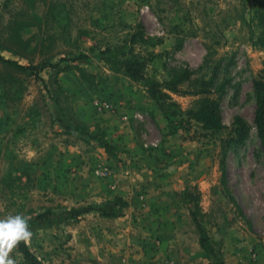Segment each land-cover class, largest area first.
Here are the masks:
<instances>
[{"label":"rangeland","instance_id":"obj_1","mask_svg":"<svg viewBox=\"0 0 264 264\" xmlns=\"http://www.w3.org/2000/svg\"><path fill=\"white\" fill-rule=\"evenodd\" d=\"M0 55L42 67L0 60V219L30 218L42 264H264V0H0Z\"/></svg>","mask_w":264,"mask_h":264},{"label":"trees","instance_id":"obj_2","mask_svg":"<svg viewBox=\"0 0 264 264\" xmlns=\"http://www.w3.org/2000/svg\"><path fill=\"white\" fill-rule=\"evenodd\" d=\"M81 58H85V55H79L76 57V59H81ZM0 60L7 64L14 65L22 70L29 71L37 76L42 68L39 65H20L16 61L5 59L1 55H0ZM123 66L125 68L126 75L131 79L137 81L145 80L144 61L139 59H127L125 60ZM165 85L170 86L168 88L173 90L174 92L178 91L176 84L173 81H167ZM220 86L222 87V85ZM146 88H147V93L152 99L161 100L167 96L165 91H163L162 89L163 88L162 85L159 82H152L148 84ZM206 91L207 90L204 89L203 91L200 92H206ZM253 91H254V97L256 103L254 123L257 129V135L260 140V144L264 152V73L259 75L257 78L253 80ZM204 101H206L207 103L205 105H202L201 109L194 113V116L199 121H201L204 124V126L208 129L219 128L221 125H220L219 116L217 114V109L214 107L213 102L207 99ZM246 135H247V129L244 125L241 124V128L237 130V135L234 137L235 139L234 142L241 143L246 138ZM89 211H90L89 208L70 209L69 211L58 215V218H60V220H63L67 217L76 218ZM103 213L105 215H112L114 214V210L111 209L108 211H103ZM51 218H53V213L50 211H45L37 214L34 220L35 221L51 220ZM193 221L195 222L197 229L201 232V238H200L201 245H203V247L207 250L209 255L215 258V252L210 246L208 242V238L203 234L202 227L194 215H193ZM16 247L18 252L22 256V260L24 264H42L41 261L37 258V256L30 250V248L26 243L21 241L18 243ZM214 264H226V263H224L220 259H215Z\"/></svg>","mask_w":264,"mask_h":264},{"label":"clouds","instance_id":"obj_3","mask_svg":"<svg viewBox=\"0 0 264 264\" xmlns=\"http://www.w3.org/2000/svg\"><path fill=\"white\" fill-rule=\"evenodd\" d=\"M22 215H9L0 219V264H17L10 253L19 242L28 243L32 237L28 220Z\"/></svg>","mask_w":264,"mask_h":264}]
</instances>
